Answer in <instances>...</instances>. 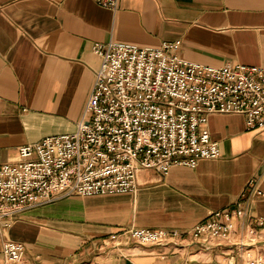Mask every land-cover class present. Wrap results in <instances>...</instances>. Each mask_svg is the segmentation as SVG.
<instances>
[{
	"label": "crops",
	"instance_id": "1",
	"mask_svg": "<svg viewBox=\"0 0 264 264\" xmlns=\"http://www.w3.org/2000/svg\"><path fill=\"white\" fill-rule=\"evenodd\" d=\"M175 39L190 61L264 66V0H118L114 10L95 0H0V163L22 144L75 129L100 64L94 42ZM206 125L218 157L165 174L141 169L134 193L70 194L28 208L0 231V264H248L232 244L245 236L236 218L228 240L206 244L119 235L130 227L184 232L240 203L250 182L261 192L250 214L264 217V127L249 130L236 113L210 114ZM7 239L25 244L19 262H4ZM248 249L264 256V227Z\"/></svg>",
	"mask_w": 264,
	"mask_h": 264
},
{
	"label": "built area",
	"instance_id": "2",
	"mask_svg": "<svg viewBox=\"0 0 264 264\" xmlns=\"http://www.w3.org/2000/svg\"><path fill=\"white\" fill-rule=\"evenodd\" d=\"M95 1L112 10L118 4ZM91 49L100 64L75 129L22 144L16 158L0 163V231L26 209L59 197L134 193L141 169L165 174L172 165L218 157L206 125L210 114H241L247 129L264 127V66L190 61L179 54V39L156 47L109 40ZM260 193L248 183L240 203L211 211L184 232L130 227L119 235L140 244H206L228 240L236 218L245 236L232 244L248 264H264L261 253L248 249L264 227V217H253L249 206ZM24 253L22 242L2 243L5 263Z\"/></svg>",
	"mask_w": 264,
	"mask_h": 264
}]
</instances>
